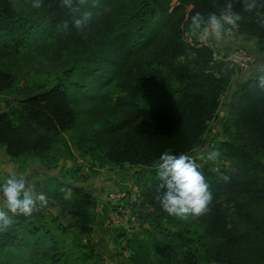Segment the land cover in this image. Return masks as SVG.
Here are the masks:
<instances>
[{
	"label": "trees",
	"instance_id": "obj_1",
	"mask_svg": "<svg viewBox=\"0 0 264 264\" xmlns=\"http://www.w3.org/2000/svg\"><path fill=\"white\" fill-rule=\"evenodd\" d=\"M171 1L88 0L75 13H91L82 32L100 38L78 53L54 82L33 89L17 87L3 63L22 47L43 40L44 16L29 18L12 0H0V95H13L11 107L0 113V147L12 160L37 161L53 170L60 158L55 144L76 132V143L85 145L89 155L97 154L100 167L147 172L148 186L138 207L133 205L141 237L134 239L132 264H264V89L250 78L230 97L220 121L226 140L214 146L228 167L214 171L198 162L195 153L205 146L208 125L237 71L216 60L212 47L183 38L192 15L218 12L214 5L224 0H175L170 10ZM47 3L64 20L75 16L60 0ZM234 11L242 17L234 34L254 39L264 52V7L245 12L237 3ZM137 97L147 102V109L136 106ZM81 116L86 123L79 121ZM165 151L187 153L201 165L213 193L206 214L181 220L161 208L155 165ZM223 176L230 179L225 182ZM91 202L78 188L71 189L68 200H59L73 217ZM47 209L14 217L13 226L0 232V248H19L34 216L37 235L43 232L48 238L38 223L47 215L59 235L48 238L49 264H64L68 257L60 245L74 228L57 223Z\"/></svg>",
	"mask_w": 264,
	"mask_h": 264
},
{
	"label": "rangeland",
	"instance_id": "obj_2",
	"mask_svg": "<svg viewBox=\"0 0 264 264\" xmlns=\"http://www.w3.org/2000/svg\"><path fill=\"white\" fill-rule=\"evenodd\" d=\"M18 9L24 11L32 19H42L44 34L43 40L38 41V44H28L22 47L17 56H8L3 65L5 70L13 74L17 81V87L28 85L33 87H42L47 82H54L56 76L62 71L71 67L72 60L78 53L83 52L88 48L91 41H98L100 36L94 38L86 37L82 30L71 28L69 33L63 32L58 26L64 21H68L71 25L74 17L80 16L81 13H75L70 20H64L60 17L56 9L43 0V7L34 9L32 7L33 0H12ZM175 5V0H172L170 10ZM189 8H187V11ZM84 30V29H83ZM234 38L243 41L249 46V54L253 60L251 69L242 73L235 74L228 83L226 91L220 98V106L217 112L216 119L208 125V132L205 136V146L196 151L194 158L202 163L210 165L214 171L220 170L222 167H228V162L221 156L216 161L209 160L208 153L216 151L215 144L226 140L221 130L220 121L226 114V109L229 104L230 97L235 93L236 89L246 80L252 78L251 73L255 65L264 61V52L261 51L255 44L254 39H250L245 35H236L234 32L227 38ZM183 38L187 42L201 41L209 43L215 51V55L224 51H230L231 48H219L217 41L213 42L214 38H203L199 33L192 34L189 31L183 32ZM236 46V44H233ZM239 45V44H238ZM226 49V50H225ZM74 82H81L77 77L71 78ZM82 82H85L84 79ZM13 95H0V110H8L11 107V99ZM135 104L140 109H147L146 101L137 97ZM81 111V108H79ZM84 123L82 116L79 119ZM86 123V121H85ZM83 125V124H81ZM76 132L65 134L63 143H56L54 150L60 156L55 161L56 168L59 173H56L53 185L65 186L66 189L70 185L76 183L79 187L91 196L92 202L88 209L83 210L77 217L68 214L60 208L50 206L52 215L57 216V223L62 225H73L74 234H68L62 240L65 243L60 245L62 251L65 252L68 258L64 260V264H132L134 261V239L140 238L141 233L137 223L134 220L135 210L134 204L138 207L141 195L148 186L149 174L142 172L136 167L126 166L119 169L112 165L106 164L100 167V158L97 154L89 155L85 145H79L76 142ZM29 163L28 159L21 161L22 164ZM37 161L34 162V165ZM37 167V166H36ZM73 181V182H72ZM59 183V184H58ZM123 193L124 198L113 204H107L105 197L110 192ZM60 194L61 198L67 194L66 190ZM70 195V194H69ZM52 204V202H49ZM56 203V202H55ZM107 204V205H105ZM104 205V209L100 206ZM111 209L117 213L116 217L119 221L117 226L106 228L104 225L108 221V214ZM37 215V211L35 212ZM49 213V212H48ZM54 216V217H55ZM52 217V216H51ZM45 221L38 222L47 230L48 238L50 236L58 237V232L55 229V223L50 222V217L45 216ZM33 227H25L23 233L22 244L19 248L14 246L8 250H2L0 253L13 251L12 253L0 257V264H49L46 254V246L48 238L39 232L37 235V216L31 219ZM82 225H86L87 229L92 228V232H85ZM77 235V236H74ZM37 238L40 240V245L37 247ZM36 244V245H34ZM18 253V254H17Z\"/></svg>",
	"mask_w": 264,
	"mask_h": 264
},
{
	"label": "clouds",
	"instance_id": "obj_3",
	"mask_svg": "<svg viewBox=\"0 0 264 264\" xmlns=\"http://www.w3.org/2000/svg\"><path fill=\"white\" fill-rule=\"evenodd\" d=\"M88 0H60V6L79 12ZM240 4L245 12H252L258 7H264L261 0H224L222 5L215 4L218 12H209L206 16L196 12L190 17L188 30L192 34L199 33L203 38H214L217 42L225 41L233 30L239 27L241 15L234 11L235 4ZM32 7L40 9L43 0H33ZM91 13L84 12L74 17L71 25L64 21L58 27L66 34L74 27L83 30L90 20ZM249 75L255 80L258 87L264 89V61L255 65ZM221 156L220 151L208 153V159L216 161ZM159 195L156 197L161 208L169 216L188 220L200 217L209 211L213 201V193L201 165L187 153L172 154L165 151L155 165ZM227 182L230 178L223 176ZM49 198L38 190L35 181L30 180L22 173L12 172L3 182H0V232L13 226L14 217L31 216L40 207H45Z\"/></svg>",
	"mask_w": 264,
	"mask_h": 264
},
{
	"label": "crops",
	"instance_id": "obj_4",
	"mask_svg": "<svg viewBox=\"0 0 264 264\" xmlns=\"http://www.w3.org/2000/svg\"><path fill=\"white\" fill-rule=\"evenodd\" d=\"M227 42H228L227 46H229L231 48L230 51H244L245 53H247L250 56V54L248 52L250 50L249 46H251V45L244 43L243 41H240V40L238 41L232 37L226 38L225 41L217 42V45L219 46V48H226ZM233 44H236V46ZM238 75H242V73H239ZM6 111L7 110H0V113L6 112ZM12 172L22 173L25 176H27L30 180L36 182L38 190H41L44 193H46V195L49 198V202H52V204L48 203V205H47V207H48L47 210L51 214H52V210H50L51 205L54 208L58 207V208L62 209L60 204H59V200L62 196V195L60 196V194L63 193L62 191L66 190L67 194H65L63 196V199L68 200L70 198L69 194L71 193V189H73V188L81 189L79 187V185H77L76 183L70 185L68 189H66L65 186L53 185V183L57 182V181H55V178L57 177L56 173H59L58 168L53 169V170H46L45 168H41L38 163L36 165H34V163L22 164L21 162H17L15 160L10 159L6 155V153L4 152V149L0 147V182H3V180H5L7 178V176ZM82 191L85 192L84 190H82ZM85 193H87V192H85ZM63 211H64V209H63ZM55 217H57V216H55Z\"/></svg>",
	"mask_w": 264,
	"mask_h": 264
},
{
	"label": "built area",
	"instance_id": "obj_5",
	"mask_svg": "<svg viewBox=\"0 0 264 264\" xmlns=\"http://www.w3.org/2000/svg\"><path fill=\"white\" fill-rule=\"evenodd\" d=\"M213 42H216L215 39L212 40ZM200 43L209 46V43H203L201 41H199ZM214 58L216 60H219L223 63H225L229 69H234L235 71H237V73H244L246 71H249L251 69L253 60L251 59V56H249L247 53H245L244 51H222L219 56L214 54ZM124 198V194L123 193H118V192H110L106 197H105V202L107 204L113 205L119 201H121ZM105 204V205H107ZM101 209H104V205L100 206ZM117 213L114 212L111 209V212L108 214L107 218L108 221L106 222V224L104 225L106 228L110 229L113 228L115 226H117V224L119 223L117 217H116Z\"/></svg>",
	"mask_w": 264,
	"mask_h": 264
}]
</instances>
